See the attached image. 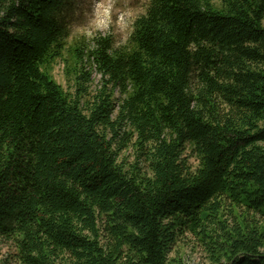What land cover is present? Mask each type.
<instances>
[{
	"label": "trees",
	"instance_id": "16d2710c",
	"mask_svg": "<svg viewBox=\"0 0 264 264\" xmlns=\"http://www.w3.org/2000/svg\"><path fill=\"white\" fill-rule=\"evenodd\" d=\"M76 11L0 0V240L19 264H187L189 234L264 264V0H149L119 48L70 43Z\"/></svg>",
	"mask_w": 264,
	"mask_h": 264
},
{
	"label": "rangeland",
	"instance_id": "374dc122",
	"mask_svg": "<svg viewBox=\"0 0 264 264\" xmlns=\"http://www.w3.org/2000/svg\"><path fill=\"white\" fill-rule=\"evenodd\" d=\"M213 1L218 4L220 0ZM76 3V17L69 42L111 35L115 47L119 48L128 43L133 31V23L146 12L149 0H76ZM66 55L68 58V54ZM90 65L87 64V70H91L92 75L90 88L95 92L100 87L101 76L95 66L92 64L93 68L90 69ZM52 75L58 84L69 90L71 84L66 76L64 61L58 60L54 64ZM123 156L129 162L134 161L132 150H128ZM191 163L195 164V161L191 160ZM14 255V247L0 240V264H19ZM175 256L181 257L187 264H212L189 234L178 243L173 254V257Z\"/></svg>",
	"mask_w": 264,
	"mask_h": 264
}]
</instances>
